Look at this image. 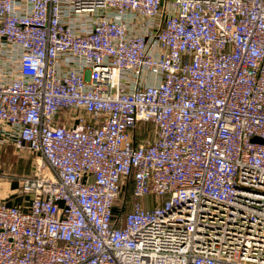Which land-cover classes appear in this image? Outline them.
<instances>
[{"label":"built area","instance_id":"obj_1","mask_svg":"<svg viewBox=\"0 0 264 264\" xmlns=\"http://www.w3.org/2000/svg\"><path fill=\"white\" fill-rule=\"evenodd\" d=\"M0 124V264H264V0H0Z\"/></svg>","mask_w":264,"mask_h":264},{"label":"crops","instance_id":"obj_2","mask_svg":"<svg viewBox=\"0 0 264 264\" xmlns=\"http://www.w3.org/2000/svg\"><path fill=\"white\" fill-rule=\"evenodd\" d=\"M8 132L7 126L0 124V140L4 139ZM1 147V145H0ZM2 175L0 176V199H3L8 204L22 206L27 204L29 200L28 195H19L15 192L18 185L15 179L10 178L8 174L0 168Z\"/></svg>","mask_w":264,"mask_h":264},{"label":"rangeland","instance_id":"obj_3","mask_svg":"<svg viewBox=\"0 0 264 264\" xmlns=\"http://www.w3.org/2000/svg\"><path fill=\"white\" fill-rule=\"evenodd\" d=\"M7 162H5L4 164L0 163V168H2V170L8 174H11L15 177H26V176H30L32 174V163H33V157L31 154H29L28 152H26L25 150H21V151H16L15 149L13 150L12 148L8 149V157H7ZM14 159L18 160L17 164H18V170L15 171L13 166L15 164H13ZM27 162V166L25 165V163ZM10 178H12L11 176H9ZM13 179V178H12Z\"/></svg>","mask_w":264,"mask_h":264},{"label":"trees","instance_id":"obj_4","mask_svg":"<svg viewBox=\"0 0 264 264\" xmlns=\"http://www.w3.org/2000/svg\"><path fill=\"white\" fill-rule=\"evenodd\" d=\"M10 148L13 149V147L11 145H9V144H2L1 145V147H0V163L1 164H4L5 162H7L8 149H10ZM17 161L18 160L14 159V162H13V164H15L13 166L15 171H17L18 170L17 168L19 167L18 164H17ZM25 165L27 166V162L25 163ZM130 184H131V179L128 178L127 181H126V186L124 188V201L125 202H129L131 200L130 193H129ZM120 213L122 214V212H120Z\"/></svg>","mask_w":264,"mask_h":264},{"label":"water","instance_id":"obj_5","mask_svg":"<svg viewBox=\"0 0 264 264\" xmlns=\"http://www.w3.org/2000/svg\"><path fill=\"white\" fill-rule=\"evenodd\" d=\"M253 140H257V138H253Z\"/></svg>","mask_w":264,"mask_h":264}]
</instances>
